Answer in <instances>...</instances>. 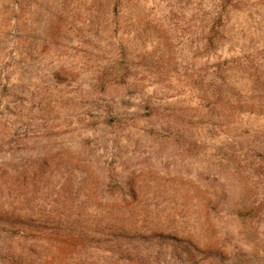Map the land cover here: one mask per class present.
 I'll return each mask as SVG.
<instances>
[{"label":"rangeland","instance_id":"rangeland-1","mask_svg":"<svg viewBox=\"0 0 264 264\" xmlns=\"http://www.w3.org/2000/svg\"><path fill=\"white\" fill-rule=\"evenodd\" d=\"M0 264H264V0H0Z\"/></svg>","mask_w":264,"mask_h":264}]
</instances>
